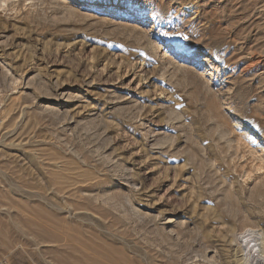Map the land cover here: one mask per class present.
Instances as JSON below:
<instances>
[{
  "label": "rangeland",
  "instance_id": "374dc122",
  "mask_svg": "<svg viewBox=\"0 0 264 264\" xmlns=\"http://www.w3.org/2000/svg\"><path fill=\"white\" fill-rule=\"evenodd\" d=\"M67 1L0 0V264H264V0Z\"/></svg>",
  "mask_w": 264,
  "mask_h": 264
},
{
  "label": "bare ground",
  "instance_id": "6f19581e",
  "mask_svg": "<svg viewBox=\"0 0 264 264\" xmlns=\"http://www.w3.org/2000/svg\"><path fill=\"white\" fill-rule=\"evenodd\" d=\"M63 1V3H65V4H70L71 3V1H67V0H62ZM65 7V6H64ZM187 55H189V54H191V53H186ZM202 75V74H201ZM202 77V76H201ZM227 110H228V108H227ZM258 150H257V152L259 153V159L258 160H260L261 162H264V146H262V145H259V148H257ZM256 153V152H255ZM211 165V164H210ZM263 175V174H262ZM260 176V175H259ZM258 176V177H259ZM261 178V177H260ZM256 179V178H255ZM258 180V179H257ZM261 180V179H260ZM262 180H263V176H262ZM261 180V181H262ZM259 181V180H258ZM264 182V181H263ZM262 183V182H261ZM263 184V183H262ZM258 185V184H257ZM264 185V184H263ZM262 185V186H263ZM256 195V198H258V196L259 195H257V194H255ZM247 196V195H246ZM254 196V195H253ZM255 198V199H256ZM249 200V199H248ZM246 207V206H245ZM168 222V221H167ZM225 222H226V220H225ZM226 224H228V223H226ZM246 231H248L247 232V234H245L246 236H243V241H241V242H239V244H238V246H239V249H240V251H241V253H242V257H243V260H245L246 259V256L247 255H249L250 253H252V252H254L255 251V253H259L258 255L259 256H257V254H256V256L257 257H259L260 258V254H262V240H261V237H260V234L258 233V232H256V231H254V230H246ZM245 231V232H246ZM241 234L242 233H240V235H239V237L241 236ZM238 238V237H237ZM67 240V239H66ZM234 240V239H233ZM69 241V240H68ZM67 241V242H68ZM64 242H65V240H64ZM83 242H85V241H83ZM82 242V243H83ZM79 243V242H78ZM63 244V243H62ZM84 244V243H83ZM94 244H96V243H94ZM90 245V244H89ZM61 246V245H60ZM59 246V247H60ZM66 246V245H65ZM85 248H86V246L87 245H83ZM72 247H73V245H72ZM74 248V247H73ZM72 248V249H73ZM96 248H97V246H96ZM82 249V248H81ZM84 249V248H83ZM88 249H90V248H88ZM60 251H61V247H60ZM68 251H70V249H68ZM74 251H75V249H74ZM76 251H77V248H76ZM86 251H87V249H86ZM90 251H92V249H90ZM66 251H65V249H64V253H65ZM79 252V251H78ZM82 252V251H81ZM81 252H79V253H81ZM86 253V252H85ZM62 254V253H61ZM83 255H84V253H82ZM76 255V254H75ZM89 255V254H88ZM234 255H235V253H234ZM63 256H66V254L65 255H63ZM62 256V257H63ZM87 258L86 259H88V256L87 255H85ZM251 256V255H250ZM61 257V259H63L62 260V262L64 261V257L62 258ZM79 257H81L80 256V254H79ZM256 257V258H257ZM262 257V256H261ZM263 257H264V255H263ZM248 258V257H247ZM68 259V258H67ZM70 260H71V258H69ZM76 259V258H75ZM233 259V258H232ZM263 259V258H262ZM59 260V259H58ZM57 260V261H58ZM85 259L84 258H79V259H77V260H73L72 259V262L70 263V264H81V263H83V261H84ZM93 260V259H92ZM258 260V259H257ZM260 260V259H259ZM66 261H68V260H66V258H65V262H63V263H66ZM86 261V260H85ZM242 262H244V261H242ZM242 262L241 263H238V264H242ZM261 262H262V260H261ZM264 262V261H263ZM89 263H91V262H89ZM92 263H94L93 261H92ZM235 263H236V261H235ZM50 264V263H49ZM61 264V263H60ZM95 264V263H94ZM247 264V263H246ZM257 264V263H256ZM259 264V263H258Z\"/></svg>",
  "mask_w": 264,
  "mask_h": 264
}]
</instances>
